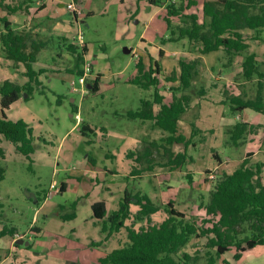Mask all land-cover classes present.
<instances>
[{"label":"rangeland","instance_id":"374dc122","mask_svg":"<svg viewBox=\"0 0 264 264\" xmlns=\"http://www.w3.org/2000/svg\"><path fill=\"white\" fill-rule=\"evenodd\" d=\"M45 1L48 3L52 1L53 4L67 2V0ZM11 2L17 4L19 0H11ZM196 2L197 6L191 8L189 12L201 14L202 0H196ZM75 3L82 9L78 24L83 32L85 47L88 46L87 51L92 68L103 75L102 89L95 93L86 90L82 96L79 93L70 92L72 81L75 87L79 86L76 74L69 72L74 66V58L65 46L73 42V36L78 31V27L75 24L73 34L69 35L66 41L61 40L66 33L58 32L52 38L50 35L54 31L51 26L47 27L46 31L39 36L40 39L47 41V45L34 64V69L45 70L40 76L41 84L34 87L33 92L28 96L24 97L22 94L5 111L10 120H23L32 128L34 152L30 155V159L17 152L11 142L0 136V150L4 154L2 158L0 157V166L5 170V177L0 181V228L5 225L16 227L19 230L18 233L24 237L25 233L20 231L26 232L30 225L40 228L41 234L33 242L35 247L25 249L26 255H23V258L30 259L31 264H98L99 258L127 244L126 229L121 228L111 236H106L105 233L99 232L100 225L96 227L94 220L90 218L92 216L90 205L111 196L105 190L107 185H110L117 199V202L115 199L110 203V209L117 205L127 190L131 194H146L154 204L160 207V210L151 217L154 223L165 217V204L172 199L180 212L187 217H197L198 225L201 226L200 220L205 218L201 204L207 200L211 186L217 179L214 172L216 161L212 156L218 153L211 149L216 148V142L227 140L226 143L232 150L229 156L233 163L230 162L228 166L224 165L226 163L222 164V171L226 172L233 169L236 161L244 157L245 145L249 142L247 136L239 144L243 147H235L229 143L227 134L222 135L220 130L217 131L220 134L217 137L214 132L210 134L209 129L214 126L213 115H231L227 107H224L225 112L220 109L218 102L220 98H223L221 92H228L227 98H231L240 91L247 98H254L257 78L254 77L249 82L242 78L240 61L246 54L255 53V60L260 70L264 71V30L261 33L262 41H248L249 49L242 54V58L233 57L232 62L228 63L230 61L222 51L201 57L197 50L198 46L186 39L163 42L162 40L169 36L163 21L165 14L163 8L150 7L143 1L137 5L136 0H83V4L75 0ZM82 7H85V10ZM3 8L5 10V7ZM88 10L92 11V14H87ZM48 13L50 16L57 15L62 20H71V15L65 6L59 8L54 5L53 10ZM172 22L174 25H179L177 20ZM246 33L249 36L254 35L251 31ZM142 39L145 42H142ZM160 48L164 49L167 56L159 57L158 49ZM125 49L135 51L142 59H145L146 65L153 60L159 65L167 59L171 60L168 65H164L163 75L159 76L160 84L169 87L172 85L167 83L164 77L171 76L172 71L178 77V61L194 59L199 61L198 74L193 83L195 88H199L200 85L206 88V100H201L191 91V106L182 119L187 121L185 124H194V127L191 126L193 129L197 126L204 131L205 135H202L205 140L203 144H197L195 152L188 147L187 153L192 155L193 161H188L184 165V173H176L177 170H174L169 173L172 177L167 175L165 179V174L171 170L155 166L152 171L138 173L132 178L128 174L127 180H122L120 177L114 182L115 184H110L111 179L114 178L112 175H99L96 181V176L90 178L91 173L82 172L80 164L87 157L93 163V166H89V170L118 171L117 151L122 142L115 138L104 140L99 127L105 126L111 131L125 129L129 126L127 124H132L131 120L123 117L125 112L135 110L140 99L152 100L153 98L152 88L146 90L126 82L136 74L137 59L131 52L125 53ZM56 55L60 57L57 58ZM2 63L4 65L0 66V85L5 80L13 81L18 85L26 82L23 65L14 66L13 62L6 58L0 61V64ZM8 63L11 65H6ZM172 64H174L173 70ZM220 69L222 72L219 71ZM12 74H15V77ZM213 82H216V88H211ZM222 84L225 89L221 87ZM164 93L170 96L169 90ZM262 93L264 94V87ZM72 99L75 101L72 102ZM196 103L202 110L197 114L195 113ZM245 116V120L252 126H258L260 123L261 117L252 111H247ZM81 122L92 128L97 127V135L86 133L87 136H82L79 131ZM131 133L132 131L129 135ZM200 136L201 134H198L193 140L200 139ZM160 138L162 137L156 140ZM233 148L238 151L235 153ZM259 149L264 150V146L262 145ZM227 150L229 148L224 145H218V151L221 153H227ZM263 156L264 152H259L256 158ZM75 170L81 171L82 175ZM187 173L192 178V183L189 185H187ZM78 176L80 180H77ZM197 180H200L199 184ZM62 182L68 184L67 191L51 196L50 185L53 184L51 187L54 186L52 188L59 191ZM44 196H46L45 201H43ZM36 199L40 201L35 203ZM72 204H75L74 209ZM110 209L109 212H111ZM137 210L136 206H131V215L125 222L126 227L136 229L141 226L133 221ZM73 212L76 213L74 219L62 220L59 217V214ZM206 242V237L192 238L180 252L191 256H204ZM23 249L24 246L20 244L15 251L19 252L18 256L23 254ZM232 255L233 251L224 255V258L232 264H264V247L255 248L237 263L234 262ZM47 257H51L52 260L51 258L44 262L41 260ZM259 261L261 262L258 263ZM19 262L22 261L19 260ZM204 262L205 260L201 259L199 264Z\"/></svg>","mask_w":264,"mask_h":264},{"label":"trees","instance_id":"16d2710c","mask_svg":"<svg viewBox=\"0 0 264 264\" xmlns=\"http://www.w3.org/2000/svg\"><path fill=\"white\" fill-rule=\"evenodd\" d=\"M144 1L153 7L165 10L163 21L169 36L162 40L163 42L186 39L199 46L201 55L222 50L231 59L248 51L247 41H262L264 0H202L201 14L189 12L191 8L197 6L196 0ZM19 7L7 8L6 16H0V54L3 58L12 61L14 66L22 64L27 81L23 85H18L5 80L0 85V136L11 142L17 152L30 159V155L34 152L32 128L23 120H10L5 111L22 94L28 96L33 92L34 87L40 86L39 77L45 70L34 69V64L47 42L33 39L29 33L14 29L7 15L16 13ZM172 20H177L179 25H174ZM246 31H251L254 35L249 36ZM61 39L66 41L65 38ZM65 48L74 58L71 71L77 76L80 75L82 52L87 51L86 47L81 48L73 41ZM158 55L163 56L161 49ZM255 58L253 53L246 54L241 62V71L242 78L246 81L257 78L256 94L254 98L231 96L228 101L233 113L247 109L264 116L262 93L264 71L260 70ZM198 64V60L179 61L178 77L174 72L171 76L164 77L166 82L179 83L177 88H171L172 100L166 104L163 102V96L158 93L161 75L159 64L152 61L146 69L143 62L137 60L135 64L137 75L129 79L128 83L146 90L153 88L154 94L152 100H140L139 108L136 111H128L126 118L153 121L157 128L167 133V136L159 141H145L140 149L126 154V157L136 164L130 171L131 176L152 171L158 157L166 161L159 164L160 166L172 170L180 168L187 161L185 152L175 154L171 147L174 144H182L186 148L189 143L183 135L178 134V120L189 107L190 96L184 92L193 87ZM99 80L98 74L91 81V92L95 93L99 90ZM178 92L182 94L178 96ZM198 95L203 96V90ZM154 105H159L157 111H154ZM252 128L241 121L233 125L228 130L232 146H239ZM262 129L264 133V126ZM79 131L82 136H87L86 133L92 134V130L87 125H82ZM262 145H264V134ZM3 155L0 150V157L2 158ZM250 157L251 155L247 154L231 174H218L207 200L201 204L205 213V218L200 220L201 226L198 225L197 217H187L180 212L175 207L174 200L166 202L165 217L157 223L152 222V215L156 214L160 207L146 194H131L126 190L118 208L111 212L107 211L104 201L93 203L92 218L96 219L98 226L100 225V233L111 236L124 228L128 239L125 246L99 258L98 264H199L201 259L205 260L204 264H231L224 258L227 252L233 251L232 258L237 263L245 253L257 246H264V161L252 162ZM214 160L217 163L221 162L216 157ZM4 177L5 170L0 166V181ZM187 180L190 183V177ZM65 191L66 183L62 182L58 193ZM36 200L40 201V199ZM131 206H136L138 209L133 221L141 226L136 229L125 226L126 220L131 215ZM74 207L75 204H72L73 209ZM75 217L74 212L60 215L62 220ZM8 232L13 233L10 229ZM201 237L207 238L204 256H191L180 252L192 238ZM26 248H30V245Z\"/></svg>","mask_w":264,"mask_h":264},{"label":"crops","instance_id":"0c3cea01","mask_svg":"<svg viewBox=\"0 0 264 264\" xmlns=\"http://www.w3.org/2000/svg\"><path fill=\"white\" fill-rule=\"evenodd\" d=\"M79 1L83 4V0H79ZM142 1L146 2L144 0H139V1L136 0V4L138 5ZM171 1L174 2L175 0H171ZM47 3L48 2H46L45 0H19V2L17 4H12L11 0H0V4L2 5V6H0V16L1 17L2 16H6L7 8H14V7H19L20 6L19 10L16 13H13L11 15H7L8 20H10L12 22L13 27H14L15 30L27 32V33H29L31 35V37L33 39H40L39 36L46 31L47 27L51 26V28H52V30L54 32L50 35V37L53 38L54 36L57 35L58 32H63V33H66V34H64V37H62V38L68 39L69 35L73 34L74 26L76 27V25L74 23V19L72 18V15H71V20H62L57 15L50 16L49 13H48V11L51 12L53 10L54 5H56L59 8H63L65 3L59 2L57 4H53L52 1L50 3H48V4ZM148 6L153 7V6L149 5V4H148ZM3 7H5V10H4ZM82 8H84V10H85V7H82ZM159 9H162V8H159ZM86 12H87V14H92V11L88 10ZM0 27H1V25H0ZM40 40H42V39H40ZM45 42H47V41H45ZM142 42H145L144 39H142ZM255 42H257V41H255ZM247 44H248V49H249V42L248 41H247ZM86 45H88V44H86ZM144 45H147V44H144ZM86 49H88V46L86 47ZM160 49L163 51V56L161 58L167 56V55H165L164 49L163 48H160ZM129 50L134 55V57H136L137 60L140 59L143 62V64L145 63L144 62L145 59H142V57L139 56L135 51H132L131 49H129ZM197 50L199 51V46L197 47ZM158 51H159V49H158ZM219 51H222V50H219ZM212 53H216V52H212ZM174 54L175 53H173V55ZM209 54H211V53H209ZM205 55H207V54H205ZM205 55H201V57H205ZM56 56H57V58L60 57V55H56ZM138 56H139V58H138ZM236 56L241 57L242 54L241 55H236ZM236 56H234V57H236ZM151 58L152 57H150V59ZM2 59L3 58L1 57L0 58L1 62H2ZM227 59H228V61H230L228 63H231L232 60H233V57H231V59H230V57L227 56ZM194 60H189V61H194ZM169 61H171V60L167 59L164 63H162V65L161 64L159 65L160 66V70H161V75H163L164 65H168ZM153 62H156V61L153 60ZM240 62H242V61H240ZM150 63H151V61H149L148 65H146L147 63L144 64V66L146 65V67H145L146 69L149 67ZM1 65H4V64L2 63V64H0V66ZM6 65H11V64L8 63ZM19 65H22V64H19ZM178 65H179V61H178ZM172 67L174 68V64L171 65V68ZM173 68H172V70H173ZM71 70L69 72H72ZM24 71H25V69H24ZM196 71L198 72V66L196 68ZM219 71L222 72V69H220ZM178 72L180 73V69H179ZM92 74H93V77H95L98 74L100 75L99 90L97 91V92H99L102 89V86H101L102 84L101 83H102V80H103V75L98 73V72H96L94 70V68H92ZM12 75L15 77V74H12ZM136 75H137V71H136V74L133 77H135ZM133 77H131V78H133ZM165 77H169V76H165ZM131 78H129V79H131ZM128 80L126 81L127 83H128ZM39 81H40V84H41L40 77H39ZM11 82H13V81H11ZM247 82H249V81H247ZM167 83H171L172 86L169 87V86H165V84L164 85L160 84L159 85V91H158V93L161 96H163V98H164L163 102L166 103V104L170 103L171 100H172L173 91L171 90V88H177L179 86L178 81L167 82ZM215 83L216 82H213V84L211 85V88H214V87L216 88L217 87ZM173 84H175V86ZM221 87L225 89L224 84H222ZM149 89H151V88H149ZM167 90H169V93H170L169 97L167 96V94L164 93ZM201 90H203V92H204L203 96H199L198 95ZM191 91H192V93L194 95L196 94L197 96H199L201 100H206V98H205V95H206V92H207L206 88H204L203 85H200L199 88H195L194 83H193V87L190 90H187V91L184 92V94H188L190 96V103H189V107H188L187 111H189L190 106H191V95H190ZM221 93H222L223 98H220L219 102H218V104L220 106V109L222 110V112L223 111L225 112L226 110H225L224 107H227V109L229 110V112L231 114L230 115L231 117L229 115L226 116V114H220L218 116L217 115H215V116L213 115L212 122H213L214 126L209 129L210 130V134H213V132H214V135L217 137L218 135H220V134H218L217 131L220 130L221 131L220 133L222 135H226L227 134L228 141H229L228 130L231 127H233V125H235L238 121L246 123L249 126V128L250 127H253V128L250 131V133H248V135H247L249 142L245 145V152H244L245 155H244V157L242 159H240V160H237L236 163L234 164L235 165L234 168L231 169L230 171H228V170H226V172L222 171L223 170L222 169L223 168L222 164L226 163L224 165L228 166V165H230L229 163L233 161L230 158V156H229L230 155L229 152L231 153L232 150L229 147V145L226 143L227 140L225 142H216V144H217L216 148H212L211 149L212 151H216V153H218V154H214L212 156L213 159L216 157V158L221 160L220 163H217V162L215 163L214 172L216 173V178L218 177V174H220V173L231 174L238 167V165L241 163V161L247 156V154L251 155L250 160L252 162L264 161V156L261 157V158H256V156L258 155L259 152H264V150L259 149V148L262 147V137H263V134H264L263 133V129H262V126H264V116L261 115V114L256 113L257 115H259L261 117V120H260V123L258 124V126H252V124L250 122L248 123V121L245 120V117H246L245 115H246L247 111H251V110H247L246 109V110H243L240 113H233L232 107H230L231 105L229 104V101H228L229 98H227V95H229V93L226 92V91H223ZM153 94H154V89H153ZM181 94H182V92H178L177 93L178 96L181 95ZM236 95L237 96L240 95V96H242L244 98H247L242 91H240V93H238ZM140 100H143V99H140ZM140 100H139V103L137 105V108L135 110H129V111H136L139 108V106H140ZM74 101H75V99H72V102H74ZM198 101H199V103H201L200 100H198ZM226 101H228V103ZM198 105L199 104L196 103V107ZM153 109H154V111H157L159 109V105H154ZM217 109H219V108H217ZM74 111L75 112L77 111L76 108L74 109ZM198 111L202 112L200 107H197L195 113L197 114ZM127 112L128 111L125 112L123 117L126 118V113ZM244 113H245V115H244ZM253 113H255V112H253ZM183 115H182V117H183ZM182 117L180 118V120H178V134L183 135L186 138V140H189V143H188V146L186 148L182 144H174L171 147L172 151L175 154L184 153L185 152L186 156H187V161L180 168L174 169V170H177V171H175L176 173H184L183 172L184 169H185L184 165L188 161H191V162L193 161L192 155L187 153L188 147L192 148V150H194L193 152H195L196 149H197V146H198L197 144H203L204 140H205V138L203 137L205 135V132L201 131L197 126L195 127V129H193L192 127H194V124H192V123L185 124V123H187V121L183 120ZM131 121H132V124H127V125H129L128 127H126V128H128V130H126V128L125 129L124 128H120L118 130L111 131V130H108V128L105 127V126L99 127V130H101L102 137H103L104 140H108L109 138H115V139H118L119 141L122 142L121 147L117 151V153H118V164H119L118 171H112L111 170V171L97 172V171L89 170L88 169L89 166H93L92 165L93 163L91 162L90 158L87 157L84 160V162L80 164L81 168L83 169L82 170L83 173H91V177L89 176L90 178H92V176L93 177L96 176V179H95L96 181H98L99 175H101V176H102V174H104V175H107V174L108 175H112V176H114V178L111 179L110 184H115L114 182H116L117 179L120 178V177L122 178V180L123 179L127 180L126 177L128 176V174L130 175V171H131L132 167L135 166V165H134L132 159H128L126 157V154L128 152H130V151H136V150L140 149L141 144L143 142H145V141H159L160 139L165 138L167 136V133H165L162 130H160L159 128H157L154 125L153 121L140 120V119L131 120ZM81 124H82V122H81ZM82 125H85V124H82ZM87 126L89 127L90 130H92V134H90V135L96 136L97 135V133H96L97 127L92 128L89 125H87ZM192 129L195 130V132H193ZM130 131H132L131 135H129ZM198 134H201L200 139H197L196 141H194L193 138L198 136ZM202 134H204V135H202ZM159 137H162V138L156 140ZM216 137H215V140H216ZM229 143H230V141H229ZM218 145H224L225 147L229 148L230 151L227 150V153L226 152L221 153L220 151H218ZM241 147H243V146H240V148ZM233 151L235 152V151H238V150L233 148ZM222 154H225V155L222 156ZM111 156L113 158L115 157V155H111ZM164 162H166L165 159L164 160H160V158L158 157L155 166H160L158 163L163 164ZM160 167H162V166H160ZM166 168H168V167H166ZM170 170L171 171H169V172L167 171V173L165 174L166 175V176H164L165 179H166L167 175L172 177L171 175H169V173L174 172V170H172V169H170ZM75 171H77L79 174L81 173V171H78V170H75ZM206 172H210V171H206ZM80 175H82V174H80ZM130 177L132 178V177H136V176H131L130 175ZM188 177H190L189 173H187V178ZM131 178H129V180H133ZM142 179H143V177H142ZM77 180H80L79 176L77 177ZM191 181H192V178L190 177V183H192ZM196 182L199 184L200 180H197ZM97 184H98V182H97ZM193 184H195L194 180H193ZM51 185H53V184H51ZM51 185H50V189L52 190V192L50 194H51V196H53L54 194L58 193L59 191H57L56 188H52ZM187 185H189L188 181H187ZM67 189H68V184L66 183V191H67ZM211 189H212V186H211ZM105 190L108 191L111 194V196H108V197H106V199H101V200H98V201H104L105 205H106V209L108 211L110 209V203L113 200H115L116 197H115L114 192L112 191L110 185L109 186L107 185L105 187ZM121 198H120V200H121ZM45 200H46V197L43 199V201H45ZM120 200H119V202H120ZM98 201H95V202H98ZM38 202H39L38 200L35 201V203H38ZM95 202H93V203H95ZM116 202H117V199H116ZM119 202L117 203V205L119 204ZM91 205H90V208H91ZM117 205H115L114 208L110 209V210L114 211L116 208H118ZM60 215H62V214H59V217H60ZM90 218L93 219L92 216ZM93 220H94V222H93L94 225L97 227L98 223H97L96 219H93ZM9 229L13 232L12 234L8 232ZM31 229L33 230V232H32ZM18 231L19 230L16 227H13V226L5 225L4 227L0 228V264H31L30 259L29 258H23V255L24 256L26 255V250L33 249L35 247L33 242H35L34 240L38 236H40L41 230H40V228H38L35 225H30L27 228L26 232H21L20 231V233H25V237L23 236L22 241L23 242H27L28 245H30V248H26L28 245L27 246H25L24 244L22 245V246H24V249H23V254L21 256H18L19 252H17V253L15 252L16 249L19 248V246H15L16 241H17V240H15V235L19 234ZM3 232H5V233H3ZM99 232H100V226H99ZM257 247H264V246H257ZM253 250H251V251H249L247 253H250ZM247 253H245V254H247ZM244 255H243V257H244ZM50 258L51 257H47V258H44V259H41V260L44 262V260L46 261V259L49 260ZM19 260L22 261V262H19ZM50 260H52V258ZM260 262L261 261H259L258 263H260Z\"/></svg>","mask_w":264,"mask_h":264},{"label":"built area","instance_id":"2783aa9c","mask_svg":"<svg viewBox=\"0 0 264 264\" xmlns=\"http://www.w3.org/2000/svg\"><path fill=\"white\" fill-rule=\"evenodd\" d=\"M67 12L73 16L74 23L78 27V31L73 36V41L78 46H85L84 43V36L83 32L79 27L78 19L82 15V9L75 3V0H67V2L64 4ZM94 77L92 76V63L89 58L88 52H82V63H81V74L77 76V83L78 88L75 87L74 81L70 83V92L72 93H79L81 96L85 93L87 89V85L91 83V80H93ZM54 187V186H52ZM24 235L16 234L15 240H22Z\"/></svg>","mask_w":264,"mask_h":264},{"label":"water","instance_id":"95a60500","mask_svg":"<svg viewBox=\"0 0 264 264\" xmlns=\"http://www.w3.org/2000/svg\"><path fill=\"white\" fill-rule=\"evenodd\" d=\"M124 52H125V53H130V50H129V49H125V50H124ZM87 89H88V90H90V89H91V85H90V84H89V85H87ZM26 96H27V94H24V97H26ZM16 244H19V245H20V244H21V245H23V244H24L25 246H27V245H28V243H27V242H25V243H24L22 240H17V241H16Z\"/></svg>","mask_w":264,"mask_h":264}]
</instances>
